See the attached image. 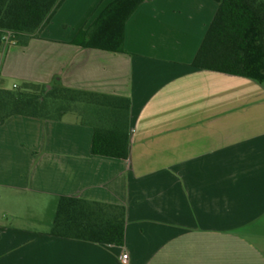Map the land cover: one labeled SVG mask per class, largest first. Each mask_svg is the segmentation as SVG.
<instances>
[{
	"label": "crops",
	"instance_id": "0c3cea01",
	"mask_svg": "<svg viewBox=\"0 0 264 264\" xmlns=\"http://www.w3.org/2000/svg\"><path fill=\"white\" fill-rule=\"evenodd\" d=\"M112 1L65 0L38 35L0 45L2 88L130 100L127 159L91 152L101 116L0 125V264H264V83L192 65L218 3L144 0L121 52L73 44ZM57 196L124 206L123 245L30 227Z\"/></svg>",
	"mask_w": 264,
	"mask_h": 264
},
{
	"label": "trees",
	"instance_id": "16d2710c",
	"mask_svg": "<svg viewBox=\"0 0 264 264\" xmlns=\"http://www.w3.org/2000/svg\"><path fill=\"white\" fill-rule=\"evenodd\" d=\"M65 0H0V45L10 32L15 41L35 37L53 18ZM144 0H113L86 28H80L72 43L81 48L121 52L124 27ZM217 11L193 59L196 68L242 76L264 83V0H213ZM101 108L94 126L91 152L127 159L129 154L130 100L63 86L24 82L0 89V125L19 115L43 120H61L77 105ZM49 235L122 246L125 208L71 196L52 202Z\"/></svg>",
	"mask_w": 264,
	"mask_h": 264
},
{
	"label": "rangeland",
	"instance_id": "374dc122",
	"mask_svg": "<svg viewBox=\"0 0 264 264\" xmlns=\"http://www.w3.org/2000/svg\"><path fill=\"white\" fill-rule=\"evenodd\" d=\"M10 39H14L12 34L10 35ZM12 83L22 85L23 82H21L18 79H7L5 87L10 86ZM102 109L91 105V104H84V105H77L73 112L71 114L76 116V119L80 121H87L90 123H98V118L101 116V111ZM69 114V117L72 116ZM31 215L33 214L34 216L36 215V220L35 217L33 218V221L30 222L29 224L30 227L39 229V230H49L52 218H53V204L51 202H47L43 204V206H33L31 210L28 211V214ZM39 218V219H38Z\"/></svg>",
	"mask_w": 264,
	"mask_h": 264
},
{
	"label": "built area",
	"instance_id": "2783aa9c",
	"mask_svg": "<svg viewBox=\"0 0 264 264\" xmlns=\"http://www.w3.org/2000/svg\"><path fill=\"white\" fill-rule=\"evenodd\" d=\"M10 35H11L10 32H6L4 34V36L2 37V39L4 41H7V42H12V39H10ZM15 87H17V86L16 85H13V88H15ZM0 89H2V87H0ZM122 259L125 261L127 259V254L122 255Z\"/></svg>",
	"mask_w": 264,
	"mask_h": 264
}]
</instances>
